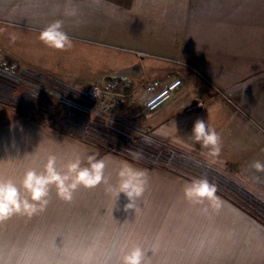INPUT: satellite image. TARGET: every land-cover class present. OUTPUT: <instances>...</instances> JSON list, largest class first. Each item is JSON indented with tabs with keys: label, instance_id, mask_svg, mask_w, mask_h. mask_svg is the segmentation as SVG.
Masks as SVG:
<instances>
[{
	"label": "crops",
	"instance_id": "obj_1",
	"mask_svg": "<svg viewBox=\"0 0 264 264\" xmlns=\"http://www.w3.org/2000/svg\"><path fill=\"white\" fill-rule=\"evenodd\" d=\"M71 7L78 10L77 17L66 15ZM57 19L71 41L62 48L39 39L42 28ZM0 50L18 66L47 71L56 79H67L73 54L80 60L92 56L100 72L106 71L104 57L110 56L112 71L139 73L143 79L180 77L181 88L145 117L148 138L210 167L227 169L264 197V170L250 166L253 160H264V0H0ZM197 118L221 134V152L215 157L189 135ZM56 130L0 105V175L9 177L6 169L14 167L10 178L19 185L26 168L43 169L57 143L68 141V147L61 146L68 155L71 142L88 144ZM103 156L125 162L115 154ZM133 165L147 170L152 183V191L140 198L157 203L185 199L190 206L178 207L183 201L171 206L179 210L173 213L179 222L190 224L188 209L193 215L205 214L208 219L195 224L202 226L200 231L213 230L211 224L219 232L229 230L230 248L241 246L255 264L264 261L262 222L218 192L216 207L206 200H187L183 185L190 178L158 166ZM202 253L212 258L225 254L211 246Z\"/></svg>",
	"mask_w": 264,
	"mask_h": 264
},
{
	"label": "rangeland",
	"instance_id": "obj_2",
	"mask_svg": "<svg viewBox=\"0 0 264 264\" xmlns=\"http://www.w3.org/2000/svg\"><path fill=\"white\" fill-rule=\"evenodd\" d=\"M4 54L10 61H15ZM79 57L76 54L68 57L73 67L67 69V79L63 75L56 79L47 71L31 69L29 66L26 69L18 64V74L23 80L7 77L17 81L14 84V95L25 89L37 92L40 102L36 114L30 117L39 120L47 128L54 129L49 124L64 119L66 108L61 104L63 102L85 112L82 115L86 120V133L98 140L102 147L88 141V144L71 142L69 145L72 153L68 155L65 153L67 149L61 148L63 145L68 147V141L63 145L57 143V167L62 168L64 163L77 155L82 159L87 155L99 159L105 158V154H115L141 167L158 166L142 165L115 152L105 151L116 147L140 157L144 156L143 145L152 141L148 138L150 130L147 129L142 113V93L145 90L143 75L112 71L109 69L112 68L110 56L104 57L106 71L103 72L95 70L92 56L84 57L88 60L86 63L85 59L80 60ZM82 72L94 75L84 77ZM136 75L138 78L134 80ZM112 78L117 79L119 84L113 91L101 92L94 97L85 92L88 82H96L103 87ZM60 84L69 85L81 94L67 91ZM136 84V87H132ZM46 103H51L56 112H43L41 108ZM120 141L127 144H120ZM165 152L175 151L163 147L158 149V153ZM116 161L107 160L105 172L110 177V183L116 182V170L122 163ZM211 168L264 201L262 194L253 185L239 182L227 169ZM6 171L11 177L15 168L9 166ZM149 185H152L150 180ZM105 187L103 183L91 188L81 185L74 190L71 200H65L58 196L56 186L50 185L47 204L32 215L13 213L0 219V264H120L123 249L133 243H139L145 248L148 264H255L241 246L230 248L233 241L229 230L219 232L214 229L215 224H211L213 230H199L202 226L197 227L198 223L207 220V215H193L194 212L188 209L190 224L179 222L173 214L179 210L171 206L177 207L179 201L183 203L178 207L190 206L185 199H161V203L166 200L161 204L157 203L159 201L140 198L135 200L134 207L130 209L126 206L127 200L123 193L117 197L107 193ZM146 190L152 191V187ZM21 191L23 193V189ZM204 237L206 240L202 239ZM220 244L228 246L220 250ZM210 246L218 254L225 253L224 256L212 258L203 254V248ZM259 264H264V261Z\"/></svg>",
	"mask_w": 264,
	"mask_h": 264
},
{
	"label": "clouds",
	"instance_id": "obj_3",
	"mask_svg": "<svg viewBox=\"0 0 264 264\" xmlns=\"http://www.w3.org/2000/svg\"><path fill=\"white\" fill-rule=\"evenodd\" d=\"M77 14L78 10L75 7L66 11V15L70 18L77 17ZM62 23L57 19L47 24L40 31L39 39L56 48L70 45V38L63 30ZM189 135L202 148H206L209 155L215 157L221 152V134L205 119L197 118ZM250 166L257 171L264 170V160H253ZM106 167V158L98 159L94 155H87L82 159L77 155L64 163L62 168H58L56 155L49 154L41 171L33 167L25 169L19 185L15 179L0 175V219L13 213L32 215L47 204L46 197L50 185L56 186L59 197L71 200L74 190L79 186L91 188L103 183L107 193L117 197L123 193L127 200L126 206L133 208L135 200L142 197L148 187L147 170L127 161L122 162L116 170V182L110 183V177L105 172ZM183 195L189 201L206 200L212 207L217 206L216 201L219 199L216 195V185L206 177H196L186 181L183 185ZM145 254L146 250L141 244L133 243L123 249L120 264H148Z\"/></svg>",
	"mask_w": 264,
	"mask_h": 264
},
{
	"label": "trees",
	"instance_id": "obj_4",
	"mask_svg": "<svg viewBox=\"0 0 264 264\" xmlns=\"http://www.w3.org/2000/svg\"><path fill=\"white\" fill-rule=\"evenodd\" d=\"M15 83H17V81L0 74V105L33 117L36 114V108L40 102L38 100L37 92L31 89H25L21 93L14 95L13 91ZM62 86L67 91L80 93L69 85L64 84ZM61 104L66 108L64 119L59 122H52L49 126L76 138L100 145L98 140H96L92 135H88L86 133L88 131L86 129V120L82 115V113L85 112L70 103L63 102ZM41 109L43 112H56L51 103L44 104ZM120 144L127 143L120 141ZM143 147L144 151L142 152L144 156L140 155V157L126 153L116 147H110L105 151L115 152L142 165H158L190 179L196 177H206L212 184L216 185V192L228 198L237 206L249 213L252 217L264 224V201L246 188L241 187L237 184V182L224 177L217 171L212 170V168L207 164L178 152L158 153V149L163 146L152 141H147L146 145H143Z\"/></svg>",
	"mask_w": 264,
	"mask_h": 264
},
{
	"label": "built area",
	"instance_id": "obj_5",
	"mask_svg": "<svg viewBox=\"0 0 264 264\" xmlns=\"http://www.w3.org/2000/svg\"><path fill=\"white\" fill-rule=\"evenodd\" d=\"M0 74L16 80H22L18 74V68L15 62L10 61L0 50ZM183 85L180 77L168 79L144 78L145 96L142 102V113L144 116H150L157 111L173 94H175ZM119 86L117 79L108 80L103 87L96 82H88L85 92L94 97L101 92L109 93ZM121 94V93H119Z\"/></svg>",
	"mask_w": 264,
	"mask_h": 264
}]
</instances>
